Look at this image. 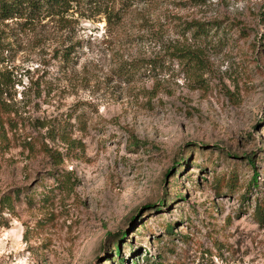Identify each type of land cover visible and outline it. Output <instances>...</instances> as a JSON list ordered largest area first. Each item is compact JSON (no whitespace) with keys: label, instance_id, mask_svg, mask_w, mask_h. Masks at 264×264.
<instances>
[{"label":"rangeland","instance_id":"obj_1","mask_svg":"<svg viewBox=\"0 0 264 264\" xmlns=\"http://www.w3.org/2000/svg\"><path fill=\"white\" fill-rule=\"evenodd\" d=\"M0 81V264H264V0L0 21Z\"/></svg>","mask_w":264,"mask_h":264},{"label":"trees","instance_id":"obj_2","mask_svg":"<svg viewBox=\"0 0 264 264\" xmlns=\"http://www.w3.org/2000/svg\"><path fill=\"white\" fill-rule=\"evenodd\" d=\"M82 3H92L93 5H96L98 0H0V21H7L10 19L30 20L36 18L42 13L58 15L61 12L71 9L73 4ZM193 28H195L194 33L199 36H204L207 33L201 24H194ZM67 53L69 54V52ZM183 55L181 57H187L186 55ZM9 107L10 105L4 98L3 82L0 81V135H2V137H5L4 116L7 117V115L11 113ZM6 121L11 130L17 128V124L13 120L7 118ZM56 135H58V133H56ZM10 201L11 200L9 199L8 202ZM253 214L255 220L259 224H264V199L256 203ZM168 230L172 231V226H169ZM124 237L125 233L119 235L118 242L113 245V251L115 252L119 264H125L119 246V242Z\"/></svg>","mask_w":264,"mask_h":264}]
</instances>
